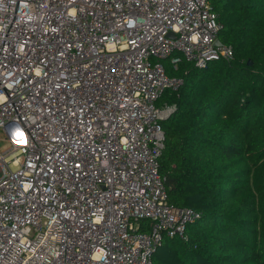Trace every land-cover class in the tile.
Masks as SVG:
<instances>
[{
    "label": "built area",
    "instance_id": "built-area-1",
    "mask_svg": "<svg viewBox=\"0 0 264 264\" xmlns=\"http://www.w3.org/2000/svg\"><path fill=\"white\" fill-rule=\"evenodd\" d=\"M221 28L211 0H0V264H154L185 238L201 216L159 175L177 107L157 102L183 85L162 61L231 60Z\"/></svg>",
    "mask_w": 264,
    "mask_h": 264
},
{
    "label": "trees",
    "instance_id": "trees-1",
    "mask_svg": "<svg viewBox=\"0 0 264 264\" xmlns=\"http://www.w3.org/2000/svg\"><path fill=\"white\" fill-rule=\"evenodd\" d=\"M211 8L233 58L204 70L183 59L166 71L183 85L157 102L177 107L161 122L168 202L201 219L185 238L164 236L154 264H264V0H211Z\"/></svg>",
    "mask_w": 264,
    "mask_h": 264
},
{
    "label": "clouds",
    "instance_id": "clouds-1",
    "mask_svg": "<svg viewBox=\"0 0 264 264\" xmlns=\"http://www.w3.org/2000/svg\"><path fill=\"white\" fill-rule=\"evenodd\" d=\"M195 40V37H193ZM3 101V97H0V102ZM10 141L15 145H24L26 143L23 133L18 129H13L10 135ZM106 257V252L102 248H96L91 253L90 259L94 262V264H100V262L104 261Z\"/></svg>",
    "mask_w": 264,
    "mask_h": 264
},
{
    "label": "rangeland",
    "instance_id": "rangeland-1",
    "mask_svg": "<svg viewBox=\"0 0 264 264\" xmlns=\"http://www.w3.org/2000/svg\"><path fill=\"white\" fill-rule=\"evenodd\" d=\"M163 65L166 68V71H173L174 70V66L171 62V58H167L163 60ZM174 72V71H173ZM5 136H4V132L0 131V150L3 151L6 146L7 143L5 142Z\"/></svg>",
    "mask_w": 264,
    "mask_h": 264
},
{
    "label": "water",
    "instance_id": "water-1",
    "mask_svg": "<svg viewBox=\"0 0 264 264\" xmlns=\"http://www.w3.org/2000/svg\"><path fill=\"white\" fill-rule=\"evenodd\" d=\"M171 37H173V35H171ZM216 46H218V47H221V46H223V43L221 42V40L219 39V40H217V42H216ZM249 64H251V63H249Z\"/></svg>",
    "mask_w": 264,
    "mask_h": 264
}]
</instances>
